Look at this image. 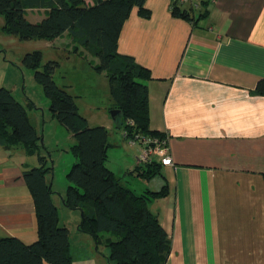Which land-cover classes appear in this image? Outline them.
<instances>
[{"label":"crops","instance_id":"obj_1","mask_svg":"<svg viewBox=\"0 0 264 264\" xmlns=\"http://www.w3.org/2000/svg\"><path fill=\"white\" fill-rule=\"evenodd\" d=\"M199 1L193 24L172 15L170 0H145L149 17L133 8L117 41L119 54L149 71V129L167 135L172 165L151 180L131 176L139 150L122 169L107 167L137 194L167 186L148 205L171 240L165 264H264V95L255 92L264 79V0ZM25 12L31 23L45 16ZM35 157L0 144V239L37 240L22 175L38 166ZM63 190L51 199L75 264L71 242L94 243L78 231L80 212L62 204Z\"/></svg>","mask_w":264,"mask_h":264},{"label":"trees","instance_id":"obj_2","mask_svg":"<svg viewBox=\"0 0 264 264\" xmlns=\"http://www.w3.org/2000/svg\"><path fill=\"white\" fill-rule=\"evenodd\" d=\"M144 3L145 0H94L90 5L85 0H0V15L4 18L0 31L22 40L46 41L66 33L98 61L93 69L105 73L110 109L120 110L114 121L126 133L125 138L136 134L164 136L149 129L148 92L143 84L150 77L149 71L117 52L121 29L132 9L136 7L139 16L149 17ZM181 7H171L172 15L193 24L203 15L195 16L191 8ZM27 9H44L45 16L31 23L25 17ZM22 63L34 71L35 80L50 102L51 113L75 140L69 150L72 161L65 174L68 184L61 201L67 209L80 212L78 231L92 239L96 251L100 245L108 248L107 261L114 264H165L171 240L148 205L165 197L167 186L140 194L129 188L107 167V129L89 126L73 98L54 81L58 63L50 61L41 66L39 53H26ZM255 92L264 95V79L257 83ZM38 140L23 105L9 89L0 87V144L7 149L24 147L28 155H34L39 149ZM46 162L38 154V166L22 174L35 206L37 240L25 244L15 237L0 239V264H73L69 230L59 224L47 181L51 169ZM161 167L155 161L137 163L128 174L151 180L160 175Z\"/></svg>","mask_w":264,"mask_h":264},{"label":"rangeland","instance_id":"obj_3","mask_svg":"<svg viewBox=\"0 0 264 264\" xmlns=\"http://www.w3.org/2000/svg\"><path fill=\"white\" fill-rule=\"evenodd\" d=\"M93 1L85 0L89 5ZM25 14L31 19L30 12ZM3 25L4 18L0 15V27ZM26 53H39L41 66L50 61L58 63L53 74L54 81L73 98L78 113L87 119L89 126H111L107 130L110 145L107 166L115 171L122 169L127 156L135 155L139 146L131 147L128 144L121 127L110 116L112 101L108 79L104 72L93 69L98 61L67 35L50 42L43 39L22 40L0 31V87L11 91L25 108L31 124L37 128L39 149L32 156H36L38 162V154H43L47 160L46 165L51 169L49 183L52 191L60 193L67 187L65 174L72 161L69 150L75 140L51 113L50 102L35 80L34 71L24 67L22 58ZM126 180L130 186L134 185L131 179ZM138 182L146 184V181ZM82 236L90 238L84 234ZM71 244L75 264H114L111 260L107 261L109 250L103 245L95 251L89 239L73 240Z\"/></svg>","mask_w":264,"mask_h":264},{"label":"built area","instance_id":"obj_4","mask_svg":"<svg viewBox=\"0 0 264 264\" xmlns=\"http://www.w3.org/2000/svg\"><path fill=\"white\" fill-rule=\"evenodd\" d=\"M171 7L189 5L192 9H198L200 6L199 0H170ZM127 124L133 125L132 121H127ZM126 136V133H124ZM128 142L131 145L139 146V156L137 163L139 165L148 164L150 162H158L162 166H171L172 160L169 155L168 137L164 136H143L140 134L129 138Z\"/></svg>","mask_w":264,"mask_h":264},{"label":"water","instance_id":"obj_5","mask_svg":"<svg viewBox=\"0 0 264 264\" xmlns=\"http://www.w3.org/2000/svg\"><path fill=\"white\" fill-rule=\"evenodd\" d=\"M110 116L114 120L116 117L120 116V110H118V109L110 110Z\"/></svg>","mask_w":264,"mask_h":264}]
</instances>
